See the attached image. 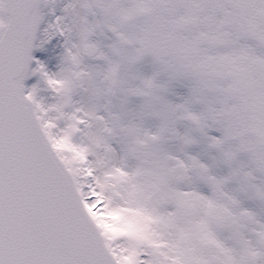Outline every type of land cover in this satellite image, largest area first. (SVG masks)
Returning a JSON list of instances; mask_svg holds the SVG:
<instances>
[{
	"label": "snow or ice",
	"instance_id": "6c2138e0",
	"mask_svg": "<svg viewBox=\"0 0 264 264\" xmlns=\"http://www.w3.org/2000/svg\"><path fill=\"white\" fill-rule=\"evenodd\" d=\"M0 264H264V0H0Z\"/></svg>",
	"mask_w": 264,
	"mask_h": 264
},
{
	"label": "rangeland",
	"instance_id": "374dc122",
	"mask_svg": "<svg viewBox=\"0 0 264 264\" xmlns=\"http://www.w3.org/2000/svg\"><path fill=\"white\" fill-rule=\"evenodd\" d=\"M37 55H40V54L37 53ZM49 66H50V68H52V70H56V63L55 62L51 63Z\"/></svg>",
	"mask_w": 264,
	"mask_h": 264
}]
</instances>
